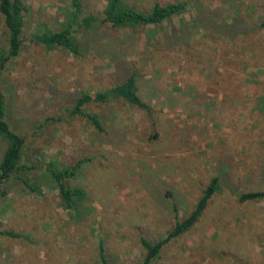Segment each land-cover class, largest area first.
<instances>
[{
    "label": "rangeland",
    "instance_id": "rangeland-1",
    "mask_svg": "<svg viewBox=\"0 0 264 264\" xmlns=\"http://www.w3.org/2000/svg\"><path fill=\"white\" fill-rule=\"evenodd\" d=\"M148 10L181 0H124ZM185 11L150 28L96 26L83 54L30 40L58 29L71 0H25L23 44L0 86L10 127L23 136L22 162L36 164L0 184V264H140V237L155 241L194 208L212 177L220 189L199 220L166 243L151 264H264V0H185ZM101 16L106 0H82ZM7 29L0 15V46ZM136 73L140 109L118 98L89 101L99 132L70 109L81 91L105 90ZM5 142L0 138V158ZM84 160L67 179L86 192L80 219L58 201L49 169ZM1 188L6 194L1 193Z\"/></svg>",
    "mask_w": 264,
    "mask_h": 264
},
{
    "label": "trees",
    "instance_id": "trees-1",
    "mask_svg": "<svg viewBox=\"0 0 264 264\" xmlns=\"http://www.w3.org/2000/svg\"><path fill=\"white\" fill-rule=\"evenodd\" d=\"M187 4L188 1L185 0L169 2L164 5L154 3L148 10H139L124 0H106L102 14L98 16L93 13L83 15L82 0H71L70 10L65 14L66 17L59 24L58 29L41 26L31 34L30 40L35 44L42 45L46 50L59 47L74 56H80L83 54V43L80 38L82 36L80 35L85 30L101 25L117 29L151 27L150 30H153L152 27L160 26L162 22L170 21L173 16L184 12ZM28 9L25 0H0V15L8 33L6 45L0 46V79L6 64L20 53ZM258 26L264 28V16ZM137 91L136 73L133 72L123 82L108 89L92 92L81 91L70 109V113L86 117L97 131L102 132L103 125L100 117L96 113L85 111L83 109L85 103L89 101L108 102L121 98L140 109L149 111L150 105L138 95ZM0 138L5 142V148L0 158V184L9 180H19L30 192L36 193L38 187L31 183L25 175L29 171H34L37 166L21 161L24 138L14 131L7 121L6 102L1 86ZM82 161L84 160H77L73 165H64L61 168H51L48 173L49 178L58 189L60 206L70 211L75 219H80L85 212L87 213V206L83 204L86 200V192L80 186L69 184L67 179L77 175ZM219 189V179L214 176L203 189L193 210L185 218L177 220L171 229L155 241L140 237V243L145 251L140 264H151L166 243L189 230L201 217L211 196ZM1 193L6 194L5 189L1 188ZM263 197L264 190H257L244 192L239 199L244 201ZM0 236L30 239L26 233L5 228L0 229ZM97 256L99 264H108L105 248L101 241L97 245Z\"/></svg>",
    "mask_w": 264,
    "mask_h": 264
}]
</instances>
